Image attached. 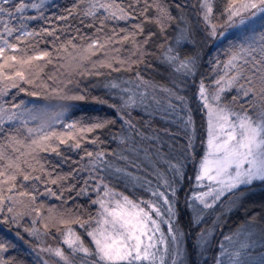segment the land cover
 <instances>
[{"label":"snow or ice","instance_id":"obj_1","mask_svg":"<svg viewBox=\"0 0 264 264\" xmlns=\"http://www.w3.org/2000/svg\"><path fill=\"white\" fill-rule=\"evenodd\" d=\"M85 37L110 55L76 100L103 114L75 104L13 165ZM0 264H264V0H0Z\"/></svg>","mask_w":264,"mask_h":264},{"label":"trees","instance_id":"obj_2","mask_svg":"<svg viewBox=\"0 0 264 264\" xmlns=\"http://www.w3.org/2000/svg\"><path fill=\"white\" fill-rule=\"evenodd\" d=\"M60 5L66 6L71 0H58ZM69 24L79 27L76 23V19H70ZM44 45L41 44V47ZM110 55V52H106L103 49L97 48L91 44L87 37L76 41L70 45L65 51L61 53V59L59 62L48 64L45 67L46 79L37 81L39 91L42 94V98L38 103L39 106H45L54 111L66 110L69 114L73 111L75 104L93 105L95 111L86 110L83 113L76 114V118L91 117L96 114H103V106L97 105L92 100L77 101L76 96L78 94V85L83 86L84 81H92L96 90L93 91L89 88V92L92 95H103V90L99 85L95 84V81L102 80L103 77H97L95 80L89 77H82L81 73L91 71L93 66L98 64L105 56ZM107 71V70H105ZM31 88V86H28ZM22 98L33 99L27 97L26 93L19 94ZM87 122V120H85ZM200 119L197 117V124L199 125ZM31 125H26L16 130L17 139L12 143H5L2 146V152L4 158L11 162L13 165L16 163L30 159L32 155L38 151L39 147L46 142V138L49 134L59 129V125L52 126L46 130L38 131L31 128ZM91 136V134H88ZM88 142H85L87 145ZM73 158L75 154L71 153ZM52 161H57L56 157H49ZM70 165H63V170L67 171ZM258 191V190H257ZM45 203L56 204L57 201L54 198H49ZM70 203V202H69ZM231 223V221H229Z\"/></svg>","mask_w":264,"mask_h":264},{"label":"rangeland","instance_id":"obj_3","mask_svg":"<svg viewBox=\"0 0 264 264\" xmlns=\"http://www.w3.org/2000/svg\"><path fill=\"white\" fill-rule=\"evenodd\" d=\"M235 34V30H232L228 34V39H231ZM69 114L66 110L54 111L45 106L37 105L33 110V118L29 120L27 125H31L32 129L42 131L52 126L59 125V122Z\"/></svg>","mask_w":264,"mask_h":264}]
</instances>
